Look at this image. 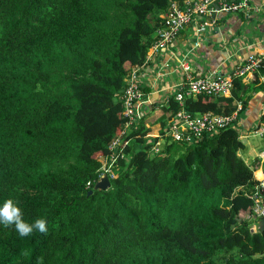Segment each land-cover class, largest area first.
<instances>
[{"label": "trees", "instance_id": "obj_1", "mask_svg": "<svg viewBox=\"0 0 264 264\" xmlns=\"http://www.w3.org/2000/svg\"><path fill=\"white\" fill-rule=\"evenodd\" d=\"M184 1L0 0V204L47 225L24 237L0 225V264H264V231H252L262 183L240 157L237 122L150 156L140 121L101 170L124 124L126 79ZM253 84L234 79L231 97L184 108L244 110L263 89ZM178 109L171 98L162 119ZM102 174L110 187L94 190Z\"/></svg>", "mask_w": 264, "mask_h": 264}, {"label": "built area", "instance_id": "obj_2", "mask_svg": "<svg viewBox=\"0 0 264 264\" xmlns=\"http://www.w3.org/2000/svg\"><path fill=\"white\" fill-rule=\"evenodd\" d=\"M261 11L264 12V7L251 6L248 0H185L182 3L174 2L167 10L163 27L156 32V40L149 47L143 66L150 64L156 56L168 51L169 46L189 26L194 27L197 39L193 45L197 48L200 42L199 37L216 25L219 15L243 12L249 19L262 14ZM184 61L186 60H180L179 64L184 82L181 90L173 97L179 105V109L171 113L172 115L170 114L171 117L165 125L164 136L157 133L148 136L150 140L147 152L150 156L157 155L165 142L191 143L203 135L227 128L237 122L239 108L233 112H224L221 115H213L209 112L193 114L184 108V102L186 99H195L198 96L214 98L230 96L234 79L247 80L256 72L264 70V51L251 54L226 76L212 73L207 77H196L190 64ZM141 68L132 69L126 79V85L120 93L119 99L123 106L124 124L117 136L110 142L109 153L101 160V170L109 172L116 160L124 157V148L129 143L127 137L143 119L139 110L143 98L139 80ZM252 133L256 137L264 138L263 125L255 127ZM252 212L254 219L264 218V201L261 197L255 199Z\"/></svg>", "mask_w": 264, "mask_h": 264}, {"label": "crops", "instance_id": "obj_3", "mask_svg": "<svg viewBox=\"0 0 264 264\" xmlns=\"http://www.w3.org/2000/svg\"><path fill=\"white\" fill-rule=\"evenodd\" d=\"M255 4L264 0H253ZM253 5V4H252ZM244 14V13H243ZM220 22L208 29L201 37L197 48L194 27L189 26L171 44L169 50L156 56L141 69L139 75L143 98L140 102L141 120L148 128V122L162 119L169 100L181 90L184 79L179 68L180 60H186L196 77H206L212 73L229 75L242 61L255 52L264 51V14L247 18L235 14L220 15ZM252 86H261L258 92L249 93L244 110L238 115L237 126L244 144L240 157L254 170L255 178L264 184V138L256 137L252 130L264 125V75L253 76ZM234 103V104H235ZM236 105V104H235ZM155 113V116H150Z\"/></svg>", "mask_w": 264, "mask_h": 264}, {"label": "clouds", "instance_id": "obj_4", "mask_svg": "<svg viewBox=\"0 0 264 264\" xmlns=\"http://www.w3.org/2000/svg\"><path fill=\"white\" fill-rule=\"evenodd\" d=\"M0 225H3L6 228L14 226L15 230L21 237L31 235L34 230L41 233H46L47 231L45 219L37 218L31 224L25 222L20 208L11 198L6 199L2 204H0Z\"/></svg>", "mask_w": 264, "mask_h": 264}, {"label": "rangeland", "instance_id": "obj_5", "mask_svg": "<svg viewBox=\"0 0 264 264\" xmlns=\"http://www.w3.org/2000/svg\"><path fill=\"white\" fill-rule=\"evenodd\" d=\"M248 1H250V5L251 6H255L256 8H262V7H264V3H260L259 2V4H255L254 3V1L253 0H248ZM253 4V5H252ZM261 13L262 14H264V12L263 11H261ZM222 15V14H221ZM219 18H220V15H219ZM193 47H194V45H193ZM195 48V47H194ZM263 52V51H262ZM261 53V52H260ZM184 62H186V61H184ZM191 67V66H190ZM191 70H192V68H191ZM193 72V71H192ZM259 72H264V70H260V71H258V72H256L255 74H257V73H259ZM255 74H253V76L255 75ZM253 76L251 77V78H249V79H240V78H238V79H240L241 80V82L242 83H244V84H246V85H248V84H251L250 83V80L253 78ZM207 77V76H206ZM237 79V78H236ZM234 81V80H233ZM232 91H233V88H232ZM231 95H232V92H231V94H230V96H228V97H216V98H229V97H231ZM214 98V97H213ZM236 104V105H235ZM234 104V106L236 107V109L235 110H238V108H239V112H240V110H241V107L238 105V103H235ZM235 110H233V111H235ZM233 111H224V112H233ZM223 112V113H224ZM239 112H238V115H239ZM213 115H216V114H213ZM150 116H155V113L154 114H152V115H150ZM148 125H149V127L147 128V130H149V133H151V134H159V120H157V121H155V122H152V119H150V121L148 122ZM261 126V125H260ZM263 127H264V125H263ZM150 140V139H149ZM257 180V179H256ZM258 181V180H257ZM264 185V184H263ZM243 217H246L245 215H243ZM262 219V218H261ZM260 220V219H259ZM258 220V221H259ZM255 230H257L256 229V226H252V231H255Z\"/></svg>", "mask_w": 264, "mask_h": 264}, {"label": "water", "instance_id": "obj_6", "mask_svg": "<svg viewBox=\"0 0 264 264\" xmlns=\"http://www.w3.org/2000/svg\"><path fill=\"white\" fill-rule=\"evenodd\" d=\"M110 187V182L108 180V177L106 174H102L99 180L96 182L94 186V190H106ZM260 191V196L264 201V185L261 186L259 189ZM91 192H89L90 194ZM257 230L258 232H263L264 231V218L260 219L257 222Z\"/></svg>", "mask_w": 264, "mask_h": 264}]
</instances>
